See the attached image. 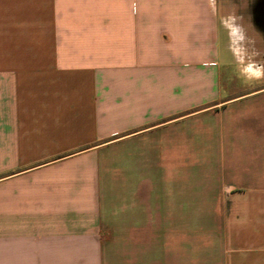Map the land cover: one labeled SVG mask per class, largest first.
<instances>
[{"label":"crops","instance_id":"0c3cea01","mask_svg":"<svg viewBox=\"0 0 264 264\" xmlns=\"http://www.w3.org/2000/svg\"><path fill=\"white\" fill-rule=\"evenodd\" d=\"M246 5L0 0V264H264Z\"/></svg>","mask_w":264,"mask_h":264},{"label":"clouds","instance_id":"9594fccd","mask_svg":"<svg viewBox=\"0 0 264 264\" xmlns=\"http://www.w3.org/2000/svg\"><path fill=\"white\" fill-rule=\"evenodd\" d=\"M240 27L247 39L250 36L248 27L245 25H241ZM237 63L241 65V73L246 80L264 79V64L257 62L255 54L247 47H245L244 55L237 60ZM249 64H251L254 69L259 70V75L254 76L246 70Z\"/></svg>","mask_w":264,"mask_h":264},{"label":"rangeland","instance_id":"374dc122","mask_svg":"<svg viewBox=\"0 0 264 264\" xmlns=\"http://www.w3.org/2000/svg\"><path fill=\"white\" fill-rule=\"evenodd\" d=\"M228 3H237L239 5H241L243 7V9H246L247 5L246 4H250V0H226ZM240 7V8H242ZM243 11L244 13V10H240V12ZM247 13V12H246ZM246 24V23H244Z\"/></svg>","mask_w":264,"mask_h":264}]
</instances>
